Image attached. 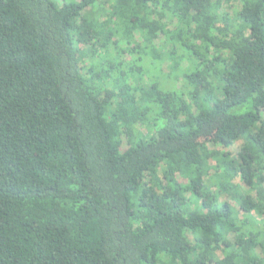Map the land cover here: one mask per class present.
<instances>
[{
	"label": "trees",
	"instance_id": "trees-1",
	"mask_svg": "<svg viewBox=\"0 0 264 264\" xmlns=\"http://www.w3.org/2000/svg\"><path fill=\"white\" fill-rule=\"evenodd\" d=\"M263 215L264 0H0V264H264Z\"/></svg>",
	"mask_w": 264,
	"mask_h": 264
},
{
	"label": "rangeland",
	"instance_id": "rangeland-1",
	"mask_svg": "<svg viewBox=\"0 0 264 264\" xmlns=\"http://www.w3.org/2000/svg\"><path fill=\"white\" fill-rule=\"evenodd\" d=\"M98 7L103 8L102 5H99ZM96 11H97V10H95L94 12H92V11H91V8H88V9H87V12H90V14H91V15H90V18H92V16H97V12H96ZM163 71H164V73H166V72H167V68L164 67V68H163ZM240 145H241V142H237V143L231 148L230 152H232V153L236 152V151L239 149ZM235 182L238 183V184H240L245 190H248L247 187H246L243 183H241L239 179H236ZM222 199H223V200H226V201H229V199L226 198V197H223ZM229 202H230L231 206H233V207L236 208V204H235L233 201H229ZM262 219H264V215H263ZM259 224H261V223H259ZM218 254H219V252H218Z\"/></svg>",
	"mask_w": 264,
	"mask_h": 264
}]
</instances>
